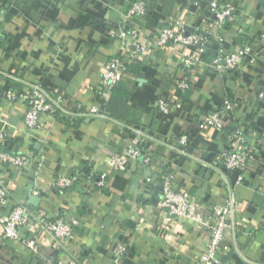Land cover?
<instances>
[{
    "label": "crops",
    "instance_id": "0c3cea01",
    "mask_svg": "<svg viewBox=\"0 0 264 264\" xmlns=\"http://www.w3.org/2000/svg\"><path fill=\"white\" fill-rule=\"evenodd\" d=\"M133 1L0 0V130L7 150L29 156L19 169L0 162V183L11 194L9 207L23 202L43 217L63 216L75 223L74 237L61 244L35 227L20 229L21 238L37 239V254L21 238L4 239L0 227V264H48V258L114 264L111 248L118 242L127 247L120 264H198L209 230L190 219L165 224L159 203L163 175H171L174 188L189 191L205 217L211 216L212 205L224 206L232 196L219 264H264V102L256 97L264 84L259 37L264 0H221L235 7V19L220 29L210 12L202 20L196 29L208 33L212 43L188 70L192 87L185 98L174 85L188 49H154L136 61L120 119L106 110L109 93L101 79L103 62L126 50L110 31L135 28L147 40L172 14L163 13L162 2L156 1L150 17H127ZM210 3L175 0L172 12L188 17L192 26L201 7ZM244 43L252 53L239 70L211 71L221 46L230 51ZM34 83L51 97L61 95L64 111L43 117L41 126L31 130L23 124V103L5 99L3 92L11 88L20 94ZM159 99H168L174 110L159 113ZM225 100L232 109L224 115L223 128L206 127L203 115L220 111ZM78 103L83 112L95 106L98 114H77ZM183 134L186 145L178 142ZM133 141L142 156L124 171L109 172L103 187L96 186L106 158ZM241 146L251 148L253 158L237 181L236 171L222 167L220 154ZM72 175L78 178L72 189L54 187L57 177Z\"/></svg>",
    "mask_w": 264,
    "mask_h": 264
},
{
    "label": "built area",
    "instance_id": "2783aa9c",
    "mask_svg": "<svg viewBox=\"0 0 264 264\" xmlns=\"http://www.w3.org/2000/svg\"><path fill=\"white\" fill-rule=\"evenodd\" d=\"M85 1V0H81ZM209 12L214 17V24L220 29L227 23L235 19V7L221 0H211ZM189 15L193 13L188 12ZM147 14L145 0H135L130 3L126 16L142 17ZM188 17L176 15L174 12L169 19L160 26L157 31L147 40L143 39L138 29L110 31V36L120 39L125 46V55H114L108 57L103 62L101 79L103 88L109 93L112 86L128 79L127 64L132 61H142V57L154 49L166 50L169 53L174 51L188 49V52L181 56L180 70L182 77L177 82V87L185 90L190 87L188 70L194 64L196 57L204 54L205 50L211 45L212 38L208 33L200 31L192 25L193 31L185 34V27L188 24ZM195 18H193L194 21ZM259 37L264 41V20L260 24ZM220 43L222 38L217 39ZM252 47L249 43H244L234 50L226 51L222 46L218 49L216 56L210 62V69L216 74H223L228 71L239 70L243 61L250 57ZM5 99L13 101L20 100L24 106L23 124L27 129H36L41 126V119L45 116H53L57 111L63 110L61 106L62 96L51 97L40 84H31L27 91L17 93L11 88L3 92ZM258 100L264 102V84L256 94ZM156 108L163 114L171 113L175 106L165 99H159ZM77 114H98V109L91 106L88 112H83V105H76ZM232 105L228 100L223 103L220 111H215L203 115L202 123L209 128L222 129L225 122V113L231 111ZM67 114V113H66ZM237 134L239 131L236 132ZM239 140H242L240 136ZM178 142L182 145L187 144V136L181 135ZM184 153V152H183ZM142 151L138 143L133 141L126 145L121 152L111 153L105 161L106 170L100 174V179L95 183L98 187L105 185V179L111 171H124L128 163L142 156ZM252 149L241 146L237 150L222 151L220 160L222 167L226 170L236 171L237 181L243 179V174L252 160ZM29 161V156L23 153H13L6 148V135L0 130V162L6 163L14 168H22ZM148 162L149 158L144 157ZM92 177H89L90 181ZM78 178L75 175L71 177H57L54 181L56 189H72ZM11 194L6 186L0 183V227L4 239L20 240V229L35 227L41 233H44L49 241L55 244H61L63 241L69 242L74 237V221L68 220L63 216H56L52 219L35 213L26 203L15 202L10 207ZM160 208L164 212V221L167 226H172L179 219H190L197 226H206L208 228L209 238L203 253L200 256L198 264H219L218 253L224 235L229 226V217L232 212V196L226 200L224 206L212 205L211 216L205 217L200 213L198 205L193 195L186 189H176L173 187L171 175H163L161 179ZM166 238H171L169 233ZM21 242L30 250L38 253L37 239L21 238ZM127 252V247L123 242L116 243L111 248V258L114 264L122 263ZM42 260H46L44 257ZM48 264H81L75 258L66 260H54L48 258Z\"/></svg>",
    "mask_w": 264,
    "mask_h": 264
},
{
    "label": "trees",
    "instance_id": "16d2710c",
    "mask_svg": "<svg viewBox=\"0 0 264 264\" xmlns=\"http://www.w3.org/2000/svg\"><path fill=\"white\" fill-rule=\"evenodd\" d=\"M156 1L162 2L163 4V13L170 15L172 13L173 10V6H174V2L175 0H145L146 2V7H147V14H145L144 18H148L152 15L153 12V8L155 7V3ZM201 13L203 14H198L197 17H195L194 21H193V25L194 27L198 28L199 24L202 22V20L204 18H206V16H209V5H203L200 9ZM126 30V29H125ZM207 50V49H206ZM139 64L136 61H132L130 63L127 64V74L128 77L130 75L134 76L135 74H137V70H138ZM131 77H129L128 79L124 80V81H119L117 83H115L112 88L109 91V95H108V100H107V104H106V110L108 111V113L115 117V118H120V119H124L125 118V113H126V104L127 101L130 97V90L127 88V83L131 81L130 79ZM179 79H177L175 81V85L174 88L176 90V93L178 94L179 97H187L189 95V90L192 87V82H190V87L185 89V90H181L177 87V82ZM168 100V99H166ZM156 110L158 111V109L156 108ZM60 112L57 111L56 114H59ZM161 113V112H159Z\"/></svg>",
    "mask_w": 264,
    "mask_h": 264
},
{
    "label": "water",
    "instance_id": "95a60500",
    "mask_svg": "<svg viewBox=\"0 0 264 264\" xmlns=\"http://www.w3.org/2000/svg\"><path fill=\"white\" fill-rule=\"evenodd\" d=\"M185 34H189L190 32H192L193 31V28L191 27V26H186L185 28ZM31 202L32 203H36L37 202V199H31Z\"/></svg>",
    "mask_w": 264,
    "mask_h": 264
}]
</instances>
